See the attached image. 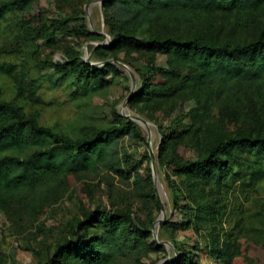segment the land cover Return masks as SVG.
Returning a JSON list of instances; mask_svg holds the SVG:
<instances>
[{
    "label": "rangeland",
    "instance_id": "1",
    "mask_svg": "<svg viewBox=\"0 0 264 264\" xmlns=\"http://www.w3.org/2000/svg\"><path fill=\"white\" fill-rule=\"evenodd\" d=\"M99 1L32 0L28 16L37 23L63 21L49 26L48 38H22L16 30L22 17L17 10L0 18V64L11 68V75L0 71L2 97L21 105L26 117L36 112L39 124L71 138L113 125L116 114L123 121H134L138 130L116 141L118 169L100 168L65 177L44 188L34 207L15 200L0 204V264H48L59 243L86 233L80 232L77 223L97 210L123 213L137 226L149 229L148 242L157 238L169 243L163 251H143L137 258L122 256L118 264H160L179 250L193 255L195 264H224L209 249L213 239L232 250L238 243L235 264H264V171L258 172V160L244 156L234 166V173L225 181L222 218L198 230L184 227L181 209L172 208L165 170L157 161L159 126L165 128L181 118L183 127L195 128L199 118L190 115L204 107L209 112L205 134L213 140L239 128L260 126L254 103L248 95L202 90L197 98L177 96L153 111L131 106L126 98L141 88V76H150L152 64L167 67L166 56L99 48L112 42ZM236 22L233 14L217 11L203 15L194 25L175 27L161 22L157 26L169 33L199 35L217 42L250 37L252 33L244 35ZM82 24L94 35L86 36ZM72 58L96 67L110 63L114 70H107L105 81L97 82L52 65ZM179 152L189 159L197 156L188 139ZM162 223L166 225L161 227Z\"/></svg>",
    "mask_w": 264,
    "mask_h": 264
},
{
    "label": "trees",
    "instance_id": "2",
    "mask_svg": "<svg viewBox=\"0 0 264 264\" xmlns=\"http://www.w3.org/2000/svg\"><path fill=\"white\" fill-rule=\"evenodd\" d=\"M31 2H1L0 18L9 10H17L22 17L16 22V30L22 38H48L49 26L62 25L63 21L37 23L28 16ZM217 11L236 16L240 31L251 36L217 42L199 35L169 33L157 26L161 22L194 25L203 15ZM102 14L112 42L99 48L166 56L167 67L152 64L150 76H141V88L129 97L131 106H138L142 112L153 111L177 96L197 98L202 90L244 94L254 103L260 126L239 128L213 140L205 134L209 112L204 107L190 115L199 118L195 128L183 127L181 118L165 128L159 126L157 161L165 170L172 208L181 209L184 227L198 230L213 225L225 209V181L241 158L254 157L259 162L258 172L264 171V0H103ZM81 28L86 36L94 35L85 24ZM52 65L58 71L70 70L97 82H104L107 70H114L110 63L96 67L79 58ZM10 69L0 64L3 73L11 75ZM115 118L116 123L109 127L71 138L39 124L36 112L26 117L21 105L2 97L0 88V204L15 200L34 207L44 188L65 177L100 168L118 169L116 141L138 130L134 121H123L117 114ZM187 139L197 149L194 159L179 152ZM77 224L80 232L86 233L59 243L48 264H118L122 256L137 258L143 251L164 250L156 241H147L151 236L147 227L137 226L123 213L90 211ZM91 227L95 230L89 231ZM238 247L235 243L232 250L214 239L209 245L224 264H235ZM162 264H195V257L179 250Z\"/></svg>",
    "mask_w": 264,
    "mask_h": 264
},
{
    "label": "water",
    "instance_id": "3",
    "mask_svg": "<svg viewBox=\"0 0 264 264\" xmlns=\"http://www.w3.org/2000/svg\"><path fill=\"white\" fill-rule=\"evenodd\" d=\"M102 1L103 0H100L99 2H100V6L102 7ZM100 34H102V35H105L103 32H99ZM132 94V92L128 95V97L126 98V102H128V100H129V97H130V95ZM133 119V118H132ZM134 120V119H133ZM152 173H153V181L154 182H156L157 181V175H156V173H155V169H154V167H153V170H152ZM163 221V220H162ZM154 240L156 241V243H157V245H162V246H166V245H169V243L167 242V241H160V240H158L157 238H154ZM168 259V257L167 258H165L160 264H162L164 261H166Z\"/></svg>",
    "mask_w": 264,
    "mask_h": 264
}]
</instances>
